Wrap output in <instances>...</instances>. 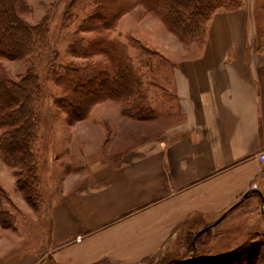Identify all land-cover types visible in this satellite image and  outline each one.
Instances as JSON below:
<instances>
[{
    "label": "crops",
    "instance_id": "1",
    "mask_svg": "<svg viewBox=\"0 0 264 264\" xmlns=\"http://www.w3.org/2000/svg\"><path fill=\"white\" fill-rule=\"evenodd\" d=\"M261 31L252 3L214 12L200 40L167 36L155 77L176 98L175 112L133 119L154 120V132L119 162L89 158L69 171L47 219V245L23 253L10 243L0 264H147L178 245L196 219H227L256 193L264 200ZM43 200L38 208L26 202L39 212Z\"/></svg>",
    "mask_w": 264,
    "mask_h": 264
},
{
    "label": "rangeland",
    "instance_id": "2",
    "mask_svg": "<svg viewBox=\"0 0 264 264\" xmlns=\"http://www.w3.org/2000/svg\"><path fill=\"white\" fill-rule=\"evenodd\" d=\"M72 1L27 0L28 10L24 13V18L32 24L42 20L48 23L45 46L38 47L34 54L21 59L1 60L3 66L15 79H19L30 69L38 77L40 97L37 113L40 123L39 137L36 142L39 164L36 189L39 197L36 196V199H41L40 204L44 199V206L39 212L30 210L24 193L15 189L14 182L11 180L13 177L11 169L2 162L0 157V180L12 201L20 209V211L15 210L5 203L4 207L16 214L15 225L18 230L0 228V249H4L10 243H17L16 250L23 253L27 251L28 246L39 250L45 247L50 209L60 200L64 192L66 186L64 180L68 172L82 166V160L89 158L99 157L117 163L132 147L150 138L154 132V120L137 122L124 117L121 113L122 105L111 100L97 103L89 119L75 122L73 125L68 123L67 113L57 103L58 98L70 91L64 83L73 74L71 72L74 71L73 68L77 66L80 69L87 66L85 65L87 61L76 56L74 51L78 49V45L87 47L92 40L91 37L96 35L90 30H80V26L95 12V8L100 3V0H78L74 7H70ZM252 3L262 26L261 32H264V0H225L218 10ZM95 22L103 25L101 19H96ZM85 26L88 27L87 24ZM105 33L109 34L111 39L118 40L127 46L134 67L142 75L143 88L150 105L157 110L155 114L159 118L170 117L169 115L175 111L169 107L175 106L176 98L156 82L155 66L162 55L159 48L169 51L167 46L161 47L160 44L166 42L167 36L173 37L174 41H179L178 37L159 17L145 13L140 6L116 19L114 27ZM202 38L203 36L199 35L193 39ZM133 39L140 43L134 42ZM139 44L142 45L141 48ZM95 57L104 59L103 55ZM159 120L158 123L162 119ZM144 129L147 130L146 134L142 131ZM108 136L113 137L109 142L105 141ZM112 143L113 147L110 150ZM74 157L78 159H73ZM3 169L10 174L3 175ZM232 215L227 219H220L221 217L196 219L197 225L203 222L201 227L197 225L192 227L189 224L190 228L181 235L177 247H172L166 252L163 250L164 254L149 259L147 264H196L195 262L206 264V257L233 252L246 240L254 243H250L245 251L253 259L243 263L264 264V200L256 193L233 211ZM191 227L192 230H190ZM79 240L81 235L78 237ZM255 247L257 249H253ZM12 252L14 251H9L3 256H8ZM235 263L236 261L233 264ZM224 264L228 263L224 262Z\"/></svg>",
    "mask_w": 264,
    "mask_h": 264
},
{
    "label": "trees",
    "instance_id": "3",
    "mask_svg": "<svg viewBox=\"0 0 264 264\" xmlns=\"http://www.w3.org/2000/svg\"><path fill=\"white\" fill-rule=\"evenodd\" d=\"M224 2L225 0H100L95 12L80 26V30H90L96 35L91 37L87 47L78 45V49H74L76 56L87 61V66L73 68V74L64 83L70 91L57 100L67 113L68 123L73 125L87 119L97 103L107 100L121 104L122 113L132 119L155 118L156 110L150 105L143 88L142 75L134 67L127 46L105 33L114 27L116 19L140 6L145 13L159 17L180 40L187 41L204 35L208 19ZM77 3L78 0H73L70 7ZM27 10V0H0V157L14 169L17 189L24 193L33 208H38L41 199H36V196L39 197L36 189L39 177L36 142L40 123L37 113L40 84L33 70H27L19 79H15L1 62L4 58H24L34 54L38 47L45 46L48 23L45 20L35 24L28 22L23 16ZM96 19H101L103 25L97 24ZM133 41L140 43L136 39ZM139 47L142 45L139 44ZM97 55H103L105 60L97 59ZM5 203L19 211L0 184V225L16 229V214L6 209ZM250 243L254 244L246 240L233 252L210 255L205 259L206 264H233L234 261L235 264H246L243 261L253 259L250 254L248 256L245 253Z\"/></svg>",
    "mask_w": 264,
    "mask_h": 264
},
{
    "label": "built area",
    "instance_id": "4",
    "mask_svg": "<svg viewBox=\"0 0 264 264\" xmlns=\"http://www.w3.org/2000/svg\"><path fill=\"white\" fill-rule=\"evenodd\" d=\"M258 159L264 165V151H262L261 153H259Z\"/></svg>",
    "mask_w": 264,
    "mask_h": 264
}]
</instances>
